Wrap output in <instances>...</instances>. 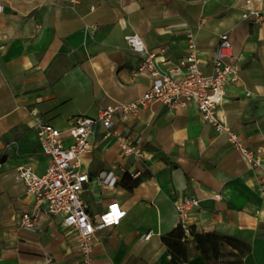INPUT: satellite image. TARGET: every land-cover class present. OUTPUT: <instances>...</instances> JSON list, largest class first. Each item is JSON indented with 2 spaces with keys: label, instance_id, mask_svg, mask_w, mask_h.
<instances>
[{
  "label": "crops",
  "instance_id": "obj_1",
  "mask_svg": "<svg viewBox=\"0 0 264 264\" xmlns=\"http://www.w3.org/2000/svg\"><path fill=\"white\" fill-rule=\"evenodd\" d=\"M0 15V264H83L77 232L62 216L42 207L35 231L22 227L35 201L19 178L31 167L43 176L51 165L33 127L67 133L79 118L140 100L151 87L139 73L144 55L128 37H138L158 67L174 80L195 36L199 68L209 76L220 37L228 35L239 80L226 88L219 115L264 166V0H6ZM251 11L261 22L245 19ZM113 133L142 157L128 156L117 138L97 123L79 170L89 175L83 192L98 225L117 205L118 225L95 233L92 264H170L162 239L179 229L176 204L200 201L189 219L195 235L223 238L222 260L246 250L244 264H264L262 169H254L204 122L194 104L170 109L156 102L138 114L116 117ZM113 173L115 186L102 183ZM136 183H138L136 185ZM219 195L220 199H215ZM151 235L149 240L145 237ZM189 240L190 261L206 264Z\"/></svg>",
  "mask_w": 264,
  "mask_h": 264
},
{
  "label": "built area",
  "instance_id": "obj_2",
  "mask_svg": "<svg viewBox=\"0 0 264 264\" xmlns=\"http://www.w3.org/2000/svg\"><path fill=\"white\" fill-rule=\"evenodd\" d=\"M5 1L0 0V15L4 13ZM244 17L245 19L253 18L257 22L263 20V14L256 11H251ZM188 39L190 54L175 69L177 73L182 72L183 69L186 70L182 80L176 81L169 74L162 72L155 56L148 52L138 37H128L130 47L135 52L144 55L139 73L149 74L152 80L150 89L140 100L128 105L101 110L96 119L79 118L67 133L51 125L43 124L37 117L34 119L33 127L38 133L43 153L51 159V165L43 176L37 175L31 167L18 169L19 178L25 184L27 194L35 201L34 212L25 213L22 216L23 228L34 232L42 207L46 206L47 213L62 216L64 225L77 232L82 262L92 264L95 233L99 229L118 225L126 213L114 205L101 215L98 225L93 222L83 199V192L89 183V175L80 172L79 164L81 158L90 149L89 138L97 123L104 126L107 137L117 138L126 155L142 157L141 152L131 146L127 139L113 133L120 110L127 118L129 115L138 114L141 109L156 102L170 109L194 104L204 122L209 124L217 134L227 135L230 143L242 154L250 166L254 169H262L264 172L262 160L240 141L238 135L231 130L225 119L218 113L219 108L225 102L227 86L239 80V66L230 37L228 35L220 37L213 63V73L209 76L204 75L199 68L200 61L195 36L188 34ZM4 49L5 46H0V51ZM100 179L106 186H115L117 183V178L113 173H102ZM261 188L264 192V178L261 181ZM215 199L219 200L220 196L216 195ZM175 207L180 217L179 229L186 239H191L189 219L194 211L200 209V201L195 198H184ZM150 238L151 235L145 237V240ZM51 262L52 260L49 259L47 264Z\"/></svg>",
  "mask_w": 264,
  "mask_h": 264
},
{
  "label": "trees",
  "instance_id": "obj_3",
  "mask_svg": "<svg viewBox=\"0 0 264 264\" xmlns=\"http://www.w3.org/2000/svg\"><path fill=\"white\" fill-rule=\"evenodd\" d=\"M138 183H136L137 185ZM192 232L193 242L197 251L203 256L206 264H224L222 260V242L223 238L216 234H199ZM164 245L168 248L171 255L170 264H186L190 261L189 244L184 233L178 229L162 239ZM246 250L237 248V253L230 256V264H244Z\"/></svg>",
  "mask_w": 264,
  "mask_h": 264
},
{
  "label": "rangeland",
  "instance_id": "obj_4",
  "mask_svg": "<svg viewBox=\"0 0 264 264\" xmlns=\"http://www.w3.org/2000/svg\"><path fill=\"white\" fill-rule=\"evenodd\" d=\"M231 261V258H228L226 260H224V264H230L229 262Z\"/></svg>",
  "mask_w": 264,
  "mask_h": 264
}]
</instances>
